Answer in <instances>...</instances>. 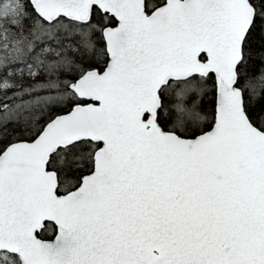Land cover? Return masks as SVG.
<instances>
[{
    "label": "snow or ice",
    "instance_id": "obj_1",
    "mask_svg": "<svg viewBox=\"0 0 264 264\" xmlns=\"http://www.w3.org/2000/svg\"><path fill=\"white\" fill-rule=\"evenodd\" d=\"M0 264H264V0H0Z\"/></svg>",
    "mask_w": 264,
    "mask_h": 264
}]
</instances>
